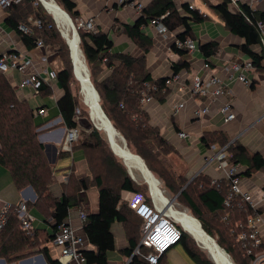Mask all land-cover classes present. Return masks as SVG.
<instances>
[{
	"label": "trees",
	"instance_id": "trees-1",
	"mask_svg": "<svg viewBox=\"0 0 264 264\" xmlns=\"http://www.w3.org/2000/svg\"><path fill=\"white\" fill-rule=\"evenodd\" d=\"M55 1L72 20L77 17L72 1ZM182 7L185 13L179 12L174 0H151L141 9L134 23L123 28L142 50L139 56L111 52L112 42L108 34L97 27L94 32L76 27L78 45L91 82L98 93L101 108L115 130L124 138L126 147L140 156L148 170L167 191L177 194L176 199L199 221L196 222L229 255L234 264H251L253 254L246 253L238 236L244 231H250L248 219L263 213L264 208L252 207L238 195L229 205H225L228 181H212L208 176L198 174L187 183L185 171L177 172L170 157L177 153L175 148L160 134L156 126L149 123L148 114L140 102L143 91L159 101L169 91L165 84L168 77L152 79L147 70L144 54L152 45V40L140 27L151 19H157L169 31L181 28L176 33V39L184 41L192 38L190 22L201 21L205 19V15L188 4H183ZM211 8L232 33L243 38L239 48L249 57L252 66L264 71V53L261 48L259 51L253 50L254 45H261V31L257 23L264 20V11L252 9L242 2L237 9L232 10L228 0L211 5ZM4 9L8 13L7 23L27 49L35 47L38 41L55 46L62 63L56 80L64 91L57 100V107L66 127L77 126L80 119L88 118V113L84 104L80 112L78 96L82 99V95L80 88L78 94L72 88V81L76 78L72 72L69 49L51 14L39 0L12 1ZM20 25L27 30L20 29ZM172 48L179 55L188 52L185 47H177L175 43ZM199 49L208 59L218 51L219 46L216 41H209L200 44ZM104 67L111 68V72L105 78L98 79V74ZM189 68L190 64L185 59L172 63L174 75ZM145 83L150 84V87L147 88ZM44 86L43 82L37 92L45 89ZM75 108L79 109L78 116ZM88 123V130L82 132L72 148H82L90 174L77 175L70 172L66 181L60 183L59 193H54L51 188L55 182L54 165L47 158L44 145L38 139L39 124L35 121L34 110L27 100L18 97L16 88L0 72V165L9 171L18 190L28 185L32 187L37 196L36 206L43 208L50 218V231L41 234L39 229L33 227L27 233L11 213L6 225L0 230V258L12 262L32 253H41L47 264H61L50 255L47 243L51 242L57 226L66 222L69 209L82 207L79 192L94 186L98 193L97 210L84 208L82 231L93 247L82 250L84 263L108 264L107 251L113 250L116 245L111 224L119 222L127 240V245L120 250L129 258L126 264H150L145 258L150 248L139 245L141 220L121 198L123 190L138 191L150 203L148 184L145 181L137 182L130 176L123 160L112 151L103 131L92 125L89 119ZM203 141L208 147L212 144L219 148L225 147L228 161L244 165L245 170L238 173L240 177L250 176L254 171L264 169V160L259 154L248 152L236 141L230 142L223 132L206 134ZM63 153L66 152H58L59 155ZM26 204L29 209V203ZM177 227L181 231L179 242L186 253L197 264H214L194 237L180 225L177 224ZM135 248H138L137 252H134ZM261 249H264L263 246L252 249V252ZM164 254L155 264H161Z\"/></svg>",
	"mask_w": 264,
	"mask_h": 264
},
{
	"label": "crops",
	"instance_id": "crops-1",
	"mask_svg": "<svg viewBox=\"0 0 264 264\" xmlns=\"http://www.w3.org/2000/svg\"><path fill=\"white\" fill-rule=\"evenodd\" d=\"M70 1L75 5L74 9L78 18H91L100 31L108 34L112 42L111 52L127 53L133 56L142 54L140 47L123 29L125 26L133 24L139 15V11L134 6L119 4L117 0ZM140 1L144 6H147L151 0ZM220 2L222 0H174L180 13H185L182 6L188 4L189 7L191 6L205 15V19L201 21L190 22L191 39L194 40L196 47L193 51L184 55H179L172 48L176 40V33L181 28H177L176 31L168 30L159 33L151 22L140 27L152 40V45L144 54L146 67L152 79L174 75L172 63L180 59H185L190 64L188 70L182 69L176 73L177 79L169 86V91L163 100L159 101L152 97L142 104L148 114L149 123L156 126L160 134L175 148L177 153L174 156L179 159L181 169H178L177 163L172 160L174 168L177 172L185 171V177L188 179L187 183L198 174H204L212 181L226 183L227 178L216 158V154L221 148L214 144L208 147L203 141L206 134L215 131L223 132L230 142L240 143L248 152L257 153L264 160V71L257 70L254 67L246 70L239 69V72H244L250 80L249 85L237 80L236 74L232 79L224 82L227 90L226 96L230 100L231 108L235 114V117L231 120H225L224 114L220 111V104L225 98H214L209 91L194 94L190 90L191 80L195 75H199L206 84L210 76L214 74L228 77L232 63L241 64L250 61L249 57L239 48V45L244 41L243 38L232 33L211 8V5ZM241 2L248 4L252 9L264 11V0H242ZM230 8L234 10V8ZM7 15V11L0 8V55L16 52L20 55L21 60L30 59L31 63L27 69L38 72L42 78H46L50 70L58 72L62 63L55 46L36 45L31 49H27L15 30L7 23ZM209 41H216L219 49L214 55L206 59L200 51L199 45ZM260 48L261 45L259 44L253 46L255 51H259ZM110 72L111 68L104 67L98 74V79L105 78ZM3 73L12 86L16 88L18 97L27 100L34 110L35 121L39 124L37 127L38 139L43 143L49 156L54 159L52 163L54 165L55 182L51 187L52 191L59 193L60 183L66 181L70 172L77 175H89L82 148L76 146L68 150L62 146L67 127L62 123L57 100L64 91L56 78L44 81L45 89L36 92L30 86H19L22 74L18 70L8 69ZM180 103L183 106L176 110V106ZM41 107L45 109L44 114L37 113V110ZM203 108L205 110L201 111ZM196 110L200 111L198 115L195 114ZM76 128L80 135L88 130L83 119H80ZM180 132H185L186 136L181 137ZM59 151L66 153L59 155ZM123 162L134 180L147 182L138 166L128 164L126 160H123ZM243 170H245V166L240 164L239 172ZM28 186L18 190L11 179L9 171L0 165V206L6 201L24 200L28 202L30 205L29 211L33 217L32 227L39 229L41 234H44L50 231V218L46 216L43 208L36 206V193L31 186V188H28ZM240 189L247 193V200L253 207L264 208V169L254 171L250 176L241 175ZM148 191L150 204L161 207L158 194L154 193L152 186L149 184ZM125 192L127 191L123 190L121 195L126 194ZM162 195L160 194V197ZM176 196L177 194L174 195L175 199ZM79 197L82 199L81 208L92 211L97 210L98 193L96 187L92 186L80 191ZM180 208V210L189 213L184 205L180 204ZM78 209L79 207L69 209L66 222L81 231ZM259 216L260 219L255 226L258 234L264 238V212ZM111 231L116 245L113 250L107 251L108 264H126L129 258L120 252L121 248L127 245L122 225L119 222H113ZM49 243L47 245L49 246L50 255L53 258H58L59 249ZM88 248L93 247L88 243L84 249ZM4 264H47V262L41 253H32L12 262L5 261ZM161 264L197 263L186 253L182 244L178 242L165 252Z\"/></svg>",
	"mask_w": 264,
	"mask_h": 264
},
{
	"label": "built area",
	"instance_id": "built-area-1",
	"mask_svg": "<svg viewBox=\"0 0 264 264\" xmlns=\"http://www.w3.org/2000/svg\"><path fill=\"white\" fill-rule=\"evenodd\" d=\"M12 1L18 0H0V8H5ZM119 4L132 5L138 11L139 14L141 9L144 7L140 0H117ZM242 0H228V5L234 9L238 8V4ZM191 7V6H190ZM76 27H81L88 31H96V26L91 18L81 19L76 17L74 19ZM155 30L159 33L167 32L168 29L157 19H151ZM259 30L261 31V50L264 53V20L258 21L257 23ZM20 29L27 30L23 25H20ZM36 45H44L41 41H38ZM175 45L177 47H185L188 52L193 51L196 44L193 39L187 38L184 41L179 39L175 40ZM31 63L30 59L21 60L20 55L16 52H10L6 55H0V72H5L8 69H16L21 74L22 77L19 82L20 87L30 86L37 91L39 86L44 81H50L57 77V72L55 70H50L47 73L46 78H42L38 72L30 71L27 68ZM251 61H246L241 64L234 62L230 66V72L228 77H222L218 74L210 76L208 82L205 84L199 75H195L191 80L190 90L192 93H206L210 92L214 98L223 97L224 101L220 104V111L224 114L225 120H231L235 117V114L231 108L230 100L227 98V90L224 86L226 80L232 79L234 74H236V79L245 83L250 84V80L246 77L244 72H239V69H250L252 68ZM177 79V75H172L165 79V84L169 86ZM147 88L150 84L145 83ZM154 87V86H153ZM152 98L147 92L143 91V95L140 102L143 104ZM183 104L180 103L176 106V110L182 107ZM203 108L201 111H204ZM38 114H44L45 109L39 108L37 110ZM199 110L195 111L198 115ZM75 114L78 116L79 109L75 108ZM181 137H185V132H180ZM80 137L78 130L75 127H67L64 135L62 146L65 149L70 150L72 144L76 142ZM227 153L225 147H222L216 154V158L219 162V166L223 169L225 176L228 181L229 189L227 195L224 199L225 205H229L231 200L235 196H241L244 200L248 199L247 193L241 191L240 189V176L239 165L234 164L226 159ZM126 194L121 195L122 200L125 202L126 206L129 207L141 220L140 224V240L139 245H144L150 248V251L145 255L146 260L150 264H155L158 262L159 257L163 255L170 247L175 245L180 241L181 231L177 227V223L183 228V225L178 221L175 215L170 211V207L167 206V201H163L159 196L161 201V207H156L148 203L146 196L142 192L138 191H127ZM248 201V200H247ZM249 202V201H248ZM172 203V202H171ZM250 203V202H249ZM251 205V203H250ZM172 206V204H171ZM253 207V205H251ZM13 214L20 222L21 228L27 233L32 230V214L30 213L26 201L19 200L17 202H3L0 206V230L4 228L8 221L10 214ZM260 214L255 217H250L248 219V226L250 228L249 232H242L239 234V239L242 243V247L246 249L248 255L253 254L251 264H264V249H261L255 253L252 249L263 246L264 248V238L258 234L256 229V222L260 219ZM78 218L80 222V228L85 220V210L79 207ZM51 245L59 249L58 261L61 264H84V257L82 250L87 246L88 241L86 239L83 231H79L77 227L70 223H61L57 226V230L51 240ZM138 248H135L134 252H137Z\"/></svg>",
	"mask_w": 264,
	"mask_h": 264
},
{
	"label": "bare ground",
	"instance_id": "bare-ground-1",
	"mask_svg": "<svg viewBox=\"0 0 264 264\" xmlns=\"http://www.w3.org/2000/svg\"><path fill=\"white\" fill-rule=\"evenodd\" d=\"M47 10L51 15L54 16L56 23L58 24L60 30L63 35L67 38L69 45L71 47V51L74 58L75 63V73L78 76L79 87L80 83L83 87V95L85 96V100L87 101V105L83 102L85 108L87 109L88 118L93 125V122L90 118L92 116L93 121L98 126L104 127L109 133L110 137L113 136V148L117 154L122 155L128 164H133L138 166L143 172L146 179L149 181L150 186L154 190L155 194H163L157 184L156 179L147 172L144 166L141 163V160L135 156L131 150L127 147H124L122 142L118 140L119 135L114 133L108 124L106 118L103 116L101 110L99 109L97 103L100 105V101L97 102L95 93L91 87V79L88 74V69L85 67V59L82 56V52L78 45V40L76 35L74 34L72 27L70 25L69 19L66 17L65 13L61 10V7H58L57 2L55 0H42ZM89 78V80H88ZM101 107V105H100ZM90 113V115H89ZM115 136L117 138L115 139ZM120 139V138H119ZM122 139V138H121ZM123 140V139H122ZM171 206V205H167ZM170 211L175 215L176 219L181 222L183 228L186 231H189L191 235L194 236V239L198 242L203 250L208 254V256L217 262V264H233V261L228 257V255L216 244V241L211 238L198 224L193 216L186 212L185 210L175 209L170 207ZM199 222V221H198ZM200 225V226H199Z\"/></svg>",
	"mask_w": 264,
	"mask_h": 264
},
{
	"label": "water",
	"instance_id": "water-1",
	"mask_svg": "<svg viewBox=\"0 0 264 264\" xmlns=\"http://www.w3.org/2000/svg\"><path fill=\"white\" fill-rule=\"evenodd\" d=\"M39 1L41 2L42 6L46 9V11L49 13V11L47 10V8H46V6L44 5L43 1H42V0H39ZM57 6L60 7L59 5H57ZM61 10L65 13L66 17L69 19V21H70V25H71V27H72V30H73L74 34L76 35V38H77V40H78V42H79V36H78V33H77V29H76L75 25L73 24L72 19L70 18V16L68 15V13H67L64 9L61 8ZM51 16H52V18L54 19V21H55V23H56V20H55L54 16H53V15H51ZM56 26H57L58 30L60 31L61 35H62V36L65 38V40H66V43H67V46H68V49H69V55H70L71 62H72V72H73L74 77L78 80V76H77L76 73H75V63H74L75 61H74V58H73V54H72V51H71V47H70V45H69V42H68L67 38L63 35V33H62V31L60 30V28H59V26L57 25V23H56ZM85 67H86V65H85ZM88 74H89V73H88ZM88 80H89V78H88ZM91 87H92V89H93V91H94V93H95L96 100H97V102H98V101H99V96H98V93H97V91L95 90V88H94V86H93L92 83H91ZM80 93H81V95H82V100H83V102L87 105V101L85 100V96L82 94V93H83V87H82L81 83H80ZM97 105H98L99 109L101 110L103 116L106 118V120H107L108 124L110 125L111 129L114 131V133L119 134V136H120V137L123 139V141H124V146L126 147V142H125L124 138H123V137L120 135V133L117 132V131L115 130V128L112 126L111 122L109 121V119L107 118V116L105 115V113L103 112V110H102V108L100 107L99 103H97ZM89 115H90V113H89ZM90 118H91V120L93 121L92 116H90ZM94 126H95L97 129H99V130H103V132L105 133L106 139H107V141H108V143H109V145H110L112 151H113L116 155H118L122 160H125V158H124L122 155L117 154L116 151L114 150V148H113V136H112V138H111L110 135H109V133L107 132V130H106L104 127L98 126L97 124H94ZM45 153H46V156L48 157V159L52 162L54 159H52V158L49 156V154H48V152H47L46 149H45ZM135 156H137V157L141 160V163H142V165L144 166V168L147 170L148 173H150V175L153 176V174L148 170V168L146 167L145 163H144L143 160L140 158V156L137 155V154H135ZM153 177H154V176H153ZM155 179H156V181H158V179H157L156 177H155ZM146 181H147L148 184H150L148 180H146ZM158 182H159V181H158ZM28 188H31V187L28 186ZM199 224H200V223H199ZM183 229H184V228H183ZM184 230H185V229H184ZM185 231H186V230H185ZM187 232L191 235V233H190L189 231H187ZM192 236H193V235H192ZM193 237H194V236H193ZM211 238H212V237H211ZM212 239H213V238H212ZM213 240H214V239H213ZM216 244H217V243H216ZM217 245H218V244H217ZM218 246H219V245H218ZM220 248H221V247H220ZM221 249H222V248H221ZM222 250H223V249H222ZM223 251H224V250H223ZM224 252H225V251H224ZM225 253H226V252H225ZM226 254H227V253H226ZM227 255H228V254H227ZM39 257L41 258V256H39ZM228 257H229V255H228ZM213 262H214V264H217L216 261L213 260ZM0 263H2V264L5 263V261H4L3 258H0ZM233 264H234V263H233Z\"/></svg>",
	"mask_w": 264,
	"mask_h": 264
},
{
	"label": "rangeland",
	"instance_id": "rangeland-1",
	"mask_svg": "<svg viewBox=\"0 0 264 264\" xmlns=\"http://www.w3.org/2000/svg\"><path fill=\"white\" fill-rule=\"evenodd\" d=\"M46 10V9H45ZM73 21V24L75 25V21L74 20H72ZM56 24V23H55ZM58 25V24H57ZM75 27H76V25H75ZM82 56H83V54H82ZM87 68V67H86ZM72 88H73V90H74V92H75V94L77 93L78 94V90H79V82L77 81V79H73V81H72ZM37 92V91H36ZM78 99H79V106H80V109L83 107V103H82V99H81V97L80 96H78ZM84 108V107H83ZM80 112H82V109H81V111ZM88 119L89 118H87V119H85V118H83V122H84V124H85V127H87V128H89L88 127V125H89V123H88ZM90 121V120H89ZM93 122V125L95 124V122L94 121H92ZM92 124V123H91ZM103 131V130H102ZM104 133V132H103ZM105 134V133H104ZM119 135V134H118ZM117 138V136H115V139ZM120 138V137H119ZM118 138V140H120L121 142H122V144H123V146H124V141L120 138L119 139ZM125 147V146H124ZM170 157H171V159H173L176 163H177V165H178V169H181V166H180V163H179V159L176 157V156H174L173 154L172 155H170ZM155 178V177H154ZM147 183V182H146ZM157 184L159 185V188H160V190H161V192L163 193V195L161 196V198H162V200L163 201H167V205H171L172 204V207L173 208H175V209H181L180 208V202L177 200V199H175L174 198V195L173 194H171V192L170 191H167L164 187H163V184L160 182V183H158V181H157ZM150 185V184H149ZM166 190V191H165ZM163 191H165V192H163ZM166 193V194H165ZM169 195H168V194ZM167 195V196H166ZM172 202V203H171ZM195 220V219H194ZM196 221V220H195ZM178 224V223H177ZM179 225V224H178ZM181 227V226H180ZM182 228V227H181ZM196 241V240H195ZM197 243V242H196ZM49 244H51V243H49ZM177 244V243H176ZM175 244V245H176ZM174 246V245H173ZM172 246V247H173ZM171 248V247H170ZM0 264H2V263H0Z\"/></svg>",
	"mask_w": 264,
	"mask_h": 264
}]
</instances>
